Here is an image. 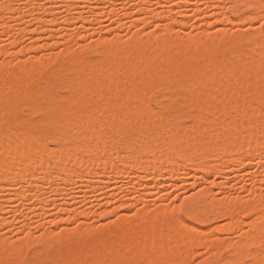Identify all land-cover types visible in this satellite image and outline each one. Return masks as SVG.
<instances>
[{
    "label": "rangeland",
    "instance_id": "rangeland-1",
    "mask_svg": "<svg viewBox=\"0 0 264 264\" xmlns=\"http://www.w3.org/2000/svg\"><path fill=\"white\" fill-rule=\"evenodd\" d=\"M210 1L0 0V50L2 51H0V64H10H8L9 67L7 65V67L9 68V71L6 72L7 74L5 73L4 75H0V84L4 83V87H7V85L10 84V80H12V76L14 75L10 74L11 71L13 72L14 68L16 70V68L22 65L23 62L29 63L28 61L32 62V60H41L43 61V63H45L44 66L46 68L44 67L40 71L36 72L31 78L34 80L30 79L31 82L22 86L23 88L20 91H22L23 94L20 93L19 97L21 99L29 92V90H31L30 88H33L37 92V95L35 96L36 98H34V100L32 101L34 105H39L37 104L39 99H41L43 94H45L47 91L52 92L53 90L52 95H54L56 98L55 102L46 105L44 104L45 107L43 106V104H40L39 106L41 107H35L36 109H34V106L32 105V107H29V105L25 106V104H18L16 107H13V109L9 107H2L0 109V115L5 119V122L3 119L5 126H7L8 128H16L18 121L21 118H27L30 122L35 124L45 122L49 119L48 117L50 114L47 113L48 111L43 112V110L41 109L48 108L51 110V108L54 107L55 104H58V100L68 101L69 98V101L73 102L79 95L81 89L80 87L78 89H74L70 86L71 82L69 80L72 79L71 81H73L75 75L69 69V66L74 61V58H77L79 52V56L85 54V57L89 61H98V59L100 60L102 58V54L99 53L98 47L96 45L99 43L98 40L102 41L101 39L104 38L108 40V44H114L112 45V48H114V46L117 45V42L121 43L123 41L122 43L125 44L126 42L131 41V39H134V37H142L141 39H143L144 41L148 39L146 42L150 41V43H152L153 41L152 45H156V40L159 38L158 36L160 34L162 35V33H166L169 36L170 40H175L177 44V41H179L180 43V41H182L184 38L190 39L191 37L193 38L194 36H198L199 34H206L203 33L204 30L211 36L214 35L215 37L216 35L215 38H217V36H220V34L222 35L223 31L224 33H226L227 31V33H229L231 37H234L235 35L237 36L239 34V37L235 36V39L232 38V41H235L236 38H239V43L240 45H242L241 47L244 50V48L248 46L247 40L249 39L250 34H253L255 32L257 34V32H259V35L257 34V37L256 34H253L255 40L257 39V41H255L254 43L255 46H257L256 43L259 44L261 37L264 35V29H261L260 27V25L264 23V15H260L259 11H255L253 6H246V4H244L240 0ZM3 5L7 6V8H3L4 10L2 9ZM162 12L166 13H164L163 16H160ZM258 13L259 15H257ZM251 15H255V17L253 19H250L249 16ZM169 25H172L171 30H167V27ZM241 33H243V35H241ZM240 36H242L243 38ZM96 42L97 44H95ZM171 42L174 45V41ZM216 43H218V39H216L215 43L213 44ZM89 45H92V49L91 47L89 48ZM87 46L89 50L91 49L89 52L87 51ZM69 48L71 49V51ZM4 50H6L5 52L8 51V53H5ZM84 51H86L87 54L84 53ZM167 51L169 52L170 50ZM243 59H245V56L243 57ZM71 60L72 62H70ZM162 63L160 64L161 68H159L158 73H161L162 75L164 74L165 77H168L170 75L166 74V71H170L172 69V73L169 71L168 73H171V75L179 74V72L175 71V69L177 68L176 63L169 62V65L168 62H164L163 64ZM170 67L171 69H169ZM58 69H64L61 74H56L59 78H61L60 81L59 78L52 73V71L54 72ZM44 70L46 72H44ZM225 73L227 74V71L222 72L223 75H225ZM43 78L44 81L42 82ZM222 79L221 80L223 81V83L227 82L226 78L224 79V76ZM28 84L31 85V87ZM2 86L3 84H1L0 87ZM113 86L115 87V89ZM113 86L111 85L109 88L112 91L108 89L109 93H113L115 90L117 91L116 86L114 84ZM12 89H8V92H12H10V95H13L14 88ZM204 91L199 90V93L196 96L192 97L191 100H189L190 102L192 101L190 104L188 100H184L182 98L183 92L180 89H151L147 94V96L149 97L148 99L145 97V100L147 101L146 103H144L145 106L147 105L145 108L149 112L146 110V112L141 113L144 114L142 117L144 119H148V116H151L153 118L155 116V119L158 118L157 120L154 119V122L156 121V125L165 123V120L167 119L166 122H168V126L171 125L178 127L177 129L182 128L183 126L185 127H183V129L188 128L187 130L191 131L190 136L192 135L187 139V143L189 145L193 143L196 137H203L206 140H210L213 134L217 131L216 125L219 126V122L212 124L214 125L212 127L214 131L212 132H200V130L195 127L197 124V119L194 118V112L195 115L199 113L196 110V107H198L199 104L203 103V99L206 95V90ZM76 92L77 94H73ZM115 93H113V95L111 94L113 97L110 100L112 101L113 105L117 106L119 104L120 108L124 107L123 109L126 110V108H129L130 106L132 107L136 103L137 105L141 104V102L139 104L138 101L136 103L134 101L131 102L132 100L130 99H127L130 101L123 99L125 104L123 102L121 103V99L116 97L114 98ZM95 96H93L90 105L92 104L93 106L91 105V107L95 106L94 108H97L98 110L102 100H100L97 96L95 98ZM217 96H221V93L217 94ZM219 98H217V100ZM93 99L96 100L94 101ZM242 99L243 98L239 99L240 106H242V104H245L246 102V100ZM127 102L128 104H126ZM148 104L150 105L148 106ZM21 105L24 106L21 107ZM192 105L194 108L192 107ZM148 107L151 110H149ZM32 108L34 109V112L32 111ZM225 109L224 110L227 112L230 111L229 106ZM152 110H155L153 111L154 113H156L155 115L154 113L152 114ZM2 111H4V113H2ZM147 112L150 115L147 116ZM80 114L81 113H78L77 116L80 117V119L84 118V116ZM99 114L100 113L95 114V121H99L101 127L97 126L98 123L94 122V125L92 124L93 126L91 127L93 128L96 125V128H93V130L89 127V130L92 129L91 131L87 130L88 127L84 128L82 121L81 125H77L78 129L75 126H69V130L68 126L62 128L60 127V121L62 122L64 119L63 114L54 117L57 119V126L60 128L55 126L58 129L54 127L49 131V137L46 140L49 147L52 146V151L50 149L49 156L45 155L42 159L40 158V160H37L35 159L37 158V150H35L36 154L34 152L35 155H32V162H30V165H23L26 168L25 171L27 172L25 173V171H23L24 177L26 178L27 176L25 180L24 178H21V181L23 182H21L20 179H11L14 181L8 179L10 182H7V180H4V183L3 181L2 183L0 182V240H3V242L5 241V243L7 242L6 240H11L14 242H18L21 239L27 238L29 240H32H30V244L27 243V247L25 246V249L22 250L23 253H20L18 257H14L15 264H27L28 260L29 263L31 261L30 264H32V262L33 264H57L58 262L52 259L54 249L50 246H47L43 240L45 238V234L49 231H52V233L54 232L53 235L56 237H61L63 235L68 236L67 239L60 243L61 247L72 246L71 248H75L79 243L92 241L99 235V233L100 235L108 237L112 235L111 233L114 234L123 232L124 229L128 227L129 222L132 223L138 221L139 215L145 211L147 212L148 217H151V215L153 214H158L160 211H164L165 214L161 218H163V220H165L166 222H184L193 227V229L191 230L183 231L181 235L186 248L189 247V249H187L188 252L186 256L187 264H202V262H206V264H248L249 259L254 257L253 255H255L258 250L257 246L255 245H251L249 250L247 251V253H249H246L245 255H243V257L241 256L240 258L234 255L230 247H223L221 249H217V251L215 248L216 244L219 241L238 243L242 239L250 240L251 232L255 228L253 222L247 216L243 215V212L239 214L241 216V220L237 219L240 217L237 213L234 214L236 220L234 219L233 215L221 217L219 216L217 217L218 219H214V209L212 206L215 203L211 202H219L220 200V203H229L228 205H230V201L234 199V203L240 201V203L251 204L254 201H259L260 196L264 197V148L261 147V152H258L260 148L257 150V152L252 151L254 152L252 153L253 155L250 152L249 154L251 156L249 155V158L247 157L248 154L246 153L247 155L245 154L244 156L246 157V159H244L242 155V161L245 160L244 163L239 162L238 156V161H234L239 164H236L234 161H230L226 163L227 166L223 165L211 168V165L216 164V161L218 160L215 153H209L205 161H202L199 166L197 164L196 167V165H191V161H189V163H191L189 164L188 161L184 160L185 156H188L189 153L192 152L190 146H186L185 144V146L180 149L181 151H172L168 154V158H170L171 155V158L169 159L171 165L169 167L173 166L175 168H178V166L173 165V160H177L174 163H179L177 165L180 166V168L176 170L172 167V169L175 171L171 174L169 173V171H173H171V168L169 170V167H167L168 170L166 169V172L162 169V166L160 168L162 170H160L158 167L160 164L158 160L166 155L165 152L167 150L165 151V148L169 149V144L166 143L168 141L162 139L166 136L164 134H171L168 130H166L167 125L166 127L162 126V128H159L158 126L156 128L158 130V132L156 130V134L157 137L159 134V139H157L159 143L156 142V144H160L161 146H159L158 148L162 151H165L163 155H160V153L162 152L158 149V151L155 150V154L157 155H155L156 159L154 158V165L152 163L153 159L150 158V160L152 159L151 162L147 160L149 164L146 162V160H144V163L138 162L134 163V165L133 163H131L126 167L122 164L124 160L120 159L121 163L119 162V157H121L122 155L123 159H127L128 155L131 156L134 152L132 151L134 150L132 145H129V148V146H127L122 141V133L124 130H122V128H125L129 123L128 118L124 117L126 119L125 124V119L120 113L119 118L122 119L120 121L122 123H118V114H116V117H114L115 120L113 119V122H116L112 124L111 120L114 115L112 117L109 116L108 118L105 115ZM17 116L19 117V119ZM160 116L161 119L159 118ZM102 117L103 120H99ZM105 117V121H107L106 123L104 121ZM174 119L178 120L175 121ZM253 120H251L252 125L255 127L258 126L257 121L259 120V118H253ZM9 121H13L12 124L9 123ZM103 124H105V126H103ZM81 127H83V130ZM115 127H119L116 130L117 132H115ZM260 129V131H262L264 128L261 126ZM249 130L250 129L245 130L246 132L243 136L250 135L252 132ZM118 131H120L119 135L116 134L118 133ZM137 131L138 129H135L131 132V134H133V136H137L139 134V131ZM89 132H92L94 134L96 132V136L101 138L100 140L103 141H101V145L100 143H98V149H96V152H94V154H87L85 149L83 150L85 144L84 140H86L88 135H90ZM97 132L99 135L97 134ZM86 133L87 136L85 135ZM70 134L80 142L85 137V139L82 140L84 142L83 145V142L80 143L78 141V149H80L82 153L79 150L76 151L78 153L80 152L82 157L76 152H72V154L68 153L69 155L66 154V148H68V146L64 148V145H67V143H69V141L66 140L72 137ZM247 136L245 138H247ZM113 137L114 139H117V143L115 144V148H117V150L114 148L113 150H110L112 144H110V142H112L111 140ZM95 139L96 138H94V140H92L91 142L97 144V139L96 141ZM104 139H107L109 142H105ZM51 141L52 143H50ZM17 142L18 144L20 143V141ZM104 142L107 149L103 147ZM166 144L167 146H165ZM56 146L61 147L58 148ZM156 146L155 149H157ZM82 150L86 153H83ZM129 150L130 152H132L130 153ZM77 154L79 155V157H75V155L77 156ZM126 154L127 157L125 156ZM211 154L216 161L212 158ZM209 156L211 157L208 158ZM71 157L74 159L81 158V162L83 161L82 164L80 163L79 167L77 166L76 168L71 167L70 164H72V162L70 160H74L71 159ZM185 161L187 163H185ZM90 162H98L97 164L102 166V168H100V166L98 165L99 170L97 169L95 171H91L88 168ZM180 162H183V165L180 164ZM203 162L207 163V165H205ZM54 164L57 166L60 164V166L57 168L54 167ZM115 165L121 167L124 166L123 171H119L120 173L117 172L116 174H111V170ZM139 165H145V168H147L146 172H148V174L144 173L143 176V172L145 171H142V169L141 171H137V169L140 168ZM187 165L195 167V170L193 167V169L189 167L190 169L188 168L187 170ZM158 169L161 171L163 176H161V173L157 174ZM52 172L54 173L53 175H55V178L51 176V181L54 179L51 182L49 180H46L49 178H46L45 176L47 175L48 177V174L50 176ZM140 172H142V175L140 174ZM167 173H169L170 175ZM205 173H207L209 176H205ZM43 177H45L46 179H43ZM28 179L32 182V184L28 183ZM24 181L27 182V185H30L31 187L24 185L26 184ZM26 186L28 187L27 190H25V188H27ZM37 189L38 194L41 192L40 195L36 193ZM22 191L23 195L21 194ZM205 193H208V198ZM19 194L22 196H20ZM36 194L38 196H36ZM198 194H200L199 197ZM196 195L197 198L195 197ZM200 197H202L203 202H201V204H195L194 202L196 201V199ZM205 200H209V202ZM224 200H226L227 203ZM185 201H187V204L190 207L195 208V212L193 213V215H195L196 219L191 220L187 216L182 217L179 211L173 212V209H178L179 205L181 203H185ZM233 201L231 205L234 204ZM123 217L124 220L122 221ZM237 220L240 222H238ZM145 224L146 221H139L137 223L140 229L144 227ZM154 224L157 225L158 222L155 221ZM236 225L239 226L237 227ZM79 226H81L80 229L83 226L87 228L88 233H86L85 236L81 237L74 234L75 230ZM1 242L2 241H0V243ZM7 249L8 248L3 249L6 250L4 251L5 253L7 252ZM173 250L177 251L178 249L174 248ZM7 253H9V251ZM110 253L112 254H110L109 256L114 255V250ZM251 253H253V255ZM155 254V251H148L146 256L154 257ZM226 258L229 260H227ZM17 259H19L20 262H18ZM230 260L232 261L230 262Z\"/></svg>",
    "mask_w": 264,
    "mask_h": 264
},
{
    "label": "bare ground",
    "instance_id": "bare-ground-1",
    "mask_svg": "<svg viewBox=\"0 0 264 264\" xmlns=\"http://www.w3.org/2000/svg\"><path fill=\"white\" fill-rule=\"evenodd\" d=\"M240 1L243 2L244 4H246V6H249V7L253 6L255 11L258 10L260 15H264V11H262V7H264V0H240ZM3 8H7V6L3 5L2 9ZM164 13H166V12H162V14H160V16L161 15L163 16ZM259 13L257 15H259ZM254 17H255V15L249 16L250 19H253ZM172 25L171 26L169 25L167 27V30H171ZM167 30H164V31H167ZM220 32H222V31H220ZM203 33H206V34H201V35L199 34L198 36H194L193 38L191 37L190 39L184 38L182 40L184 42L180 41V43H179V41H177V44H176L175 40H170L169 36L166 33H162V35L160 34L158 36L159 38L157 37L158 38L157 40H159V41H157L155 39L156 45H152L153 41H152V43H150V41L146 42L148 39H146V41H144L143 39H141L142 37L141 38L134 37V39H131V41H128L125 44L122 43L123 41L121 43L117 42V45L115 43L116 46H114V48H112V45H114V44H112V45L108 44L109 43L108 40L104 38V39H101L102 41L98 40V42H99L98 44H97V42L95 43V44H97L96 46L98 47L99 53L102 54V58L100 60L98 59V61H92V60L89 61L85 57V54H84V53H86V51H84V53H83L84 55H80V56H79V54H80V52H79L77 58H74L73 62L71 60L70 62H72V63L70 64V66L68 65L69 69L75 75L73 81H71L72 79L69 80L71 82L70 86L74 89H78L79 87L81 89L79 95L76 97V99L73 102H70L69 98H68V101L67 100H58V104L57 105L55 104V106L52 107L51 110L48 108L41 109V110H43V112L48 111L47 113L50 114L48 117L49 119L47 118L48 120H46L45 122H42V123L35 124V123L30 122L29 119H27V118H24V119L21 118L18 121L16 128H12V127L8 128L7 126H5V124H4L5 119L0 115V182L2 183V181H3V183H4V180H7V182H10L9 180H11V179H20V181H21L23 178L25 180L27 178V176L25 175L26 178L24 177L23 171H25L26 168L23 165H30V162H32V155L36 154L35 150H37V158H35L37 160H40V158L42 159L43 156H45V155L49 156L50 149L52 146L49 147L46 140L49 137L50 129H53L55 126L58 125L57 121H56L57 119L54 117H57V116L62 115V114H63L64 119L62 122L60 121V123H61L60 127L65 128L66 126H68V130H69V126L77 127L78 124L81 125V121H82L84 128L88 127L87 130H89V127L92 128L91 126L94 125L93 124L94 122L98 123L97 126H100L99 121L98 122L95 121V114L100 113L102 115L107 116L108 118H109V116L112 117L114 115L112 117V120H111L112 124H114L116 122V121L113 122L115 120L114 117H116L115 116L116 114H118L117 115L118 123L122 120L119 118V114L121 113L123 118L125 117V118H128V120H129V123L127 124V126L125 128L124 127L122 128V130L124 129L123 133H122V141L127 146L132 145V147L134 148V150H132V151H134V152L131 156L128 155V157H127V154H128L127 153L125 155L127 157V159L126 158L123 159L122 155H121V157H119V162L121 161L120 159L124 160L122 162V164L127 167L131 163H133V165H134V163H138V162L144 163V160H146V162H147V160L151 162L153 159L152 163L154 165V163H155L154 160L156 159L155 155H157V154H155V150L158 151V149H159L158 147L161 146L160 144L158 145L159 142L157 141V139H159L158 138L159 134L157 137L156 133L158 132V130L156 128L158 126H159V128H162V126L166 127V125L168 124V122H166V120H167L166 119L165 123H162V121H161V123H162L161 125H156V121L154 122V119L156 117L154 116V118H153L151 116H148L150 114L148 113L149 111L145 108L147 105L146 106L144 105V103H146V101H147V100H145V97L148 99V97H149V96H147L148 92L154 88L180 89L183 92L182 98L184 100H188V102L190 104L192 101L190 102L189 100H191L192 97L196 96L199 93V90H203V91L206 90V93H205L206 95L204 94L205 97L203 99V103L199 104L198 107H196L194 105L197 108V109L196 108L195 109L199 112L196 115L194 112V116H195L194 118L197 119V121H196L197 124L195 127H197L198 130H200V132H212V131H214L212 128L214 125H212V124L219 122V126L216 125L217 131L213 134L211 139L209 138L210 140H206L203 137H196L195 139L193 138L194 141L190 145L187 143V139L189 138L190 133H191L190 130H187L188 128L183 129L184 126L182 125L183 126L182 128L177 129L178 127L167 125L166 130H168L171 134H169V133L164 134L166 136L162 140L168 141L166 143L169 144V149L165 148V151L167 150L166 152L159 149L162 152V153H160V155L161 154L163 155L164 152L166 153V155L164 157H161L159 160L157 158V160L159 161L160 164H159V166L157 164L156 165L159 167V169L162 166L163 167L162 169L166 171L167 167H169L171 165V162L169 160L171 158V155H170V158H168L169 152L179 151L180 149H182L185 146V144H186V146L187 145L190 146V148L192 149V152L189 153L188 156H185L184 160L188 161V163H189V161H191L192 164L191 163H189V164L196 165V167H197V164L199 166V164L202 163V161H205V159L207 158V155L211 152L215 153V155H217V159H218L216 161L211 154L212 158L216 161V164L211 165V168L212 167L215 168V167H219V166H223V165L227 166L226 163H228L230 161L231 162L234 160L238 161V159H237L238 156H239L238 157L239 162L244 163L245 162L244 159H246V157H244V156L246 153L248 154V155L246 154L248 157L250 155L249 154L250 152H251V154L254 153L255 151L257 152V150L259 148L260 149L258 152H261V150H262L261 147L264 148L263 147L264 146V129L262 131H260L261 126L264 128V74H262L260 70H261V67L264 66V35L262 36V32H261V36H262L261 40H260L259 44L256 43L257 46H255L254 43H255V41H257V39L255 40L253 34H256V32L253 34L251 33L249 39L248 40L246 39L248 41V46L246 48H244V50H243L241 47L242 45H240V43H239L240 42L239 38H236L235 41H232V38L235 39L234 37L236 35L234 37H231V35L229 33H227V31H226V33H224V31H223L222 35L219 33L221 38H220V36H217V38H215L216 35H215V37H214V35L211 36L209 33L205 32V30L203 31ZM249 33H248V35H249ZM258 33L259 32H257V34ZM257 34H256V37H257ZM241 35H243V33H241ZM244 35H245V33H244ZM237 36L239 37V34ZM246 36H247V34H246ZM240 37H242V36H240ZM185 39H186V41H185ZM216 39H218V43L213 44V43H215ZM206 40H208V41H206ZM237 40H239V41H237ZM171 41H174V45ZM243 42H244V40H243ZM91 46L89 45V48ZM93 47H94V45H93ZM89 48L87 46L88 52L92 49V47L90 50H89ZM137 48H138V50H137ZM68 50H67V52H68ZM167 50H170V51L168 52ZM5 51L6 50H4V52ZM70 51H71V49H70ZM1 52H0V54H1ZM5 53H8V51ZM243 55L245 56V59H243V57H244ZM99 57H101V56H99ZM246 57H247V59H246ZM28 62L29 63L23 62V64L20 65L19 67H17L16 70L14 68L13 69L14 71L13 72L11 71L10 74H12V75L14 74V75L12 76V80L9 79L10 84L7 85V87H4L5 84L1 83V84H3V86L0 87V109L2 107L3 108L9 107V108L13 109V107H16L18 104H25V106L29 105V107L32 105V106H34V109H36V108L41 107V106H39L40 104H43V106H44V104L46 105V104H50V103L55 102L56 98L54 95H52V92H53V90H52V92L51 91H47V92L45 91L46 93L43 94V96L41 95L42 98L39 99V101L37 103L39 105L38 106L34 105L32 101L34 100V98H36L35 96L37 95V92L33 88H30L31 90H29L28 93L26 92L27 94L20 99L19 94L22 93V91H20L23 88L22 86L24 84L31 82V80H34V79H31L33 77V75L45 67L44 66L45 63H43V61H41V60H36V61L32 60V62H30V61H28ZM162 62L163 63L168 62V65H169V62L170 63L171 62L176 63L177 68L175 69V71L179 72V74L178 75H175V74L171 75V73L173 71L171 69V67L169 68L171 70L170 71L168 70L171 73H168V71H166V74L170 75L168 77H165L164 74L162 75L161 73H158L159 68H161L160 64ZM8 64L9 63L0 64V75H4L7 71H9L8 67L10 64L9 65ZM7 65H8V67H7ZM173 65H175V64H173ZM62 71H64V69H58V70H55L54 72L52 71V73H53V75H56V74H61ZM223 71H227V74L225 73V75H223L224 74V73L222 74ZM44 72H46V71L44 70ZM15 73H17V74H15ZM164 73H165V70H164ZM222 75L224 76V79L226 78V80H227L226 83H223V81H222L223 76ZM60 79L61 78H59V81H60ZM43 81H44V78L42 79V82ZM1 84H0V86H1ZM113 84L116 86V89H117V91L115 90L116 93H115V91L113 92V93H115L114 98L116 97V98L121 99L122 100V101L120 100L121 103L122 102L124 103L123 99H126V100L130 99V100H132L131 102L134 101L136 103L138 101L139 104H140V102H141V104L137 105V103L136 104L134 103L135 104L134 106H132V107L130 106L129 108H126V110L123 109L124 107L120 108L118 102H117V104H118L117 106L113 105L112 101L110 100L113 97L112 96L113 93L110 92L112 94L111 95L108 92V89L110 88L111 85L113 86ZM29 86L31 87V85H29ZM41 87H42V85H41ZM12 88H14V92H13V95H10L12 92L11 91H10L11 93L8 92V89H12ZM114 89H115V87H114ZM109 90H111V89H109ZM174 92H175V90H174ZM220 93H221V96H217V94H220ZM73 94H77V92L73 93ZM161 94H163V93H161ZM95 95L100 100H102V102L100 101L102 103V105L100 103L101 106L99 105L98 110H97V108L96 109L94 108L95 106L91 107L92 104L90 105L91 100H92L93 96H95ZM96 96H95V98H96ZM56 97H57V94H56ZM162 98H164V97H162ZM217 98H219V99L217 100ZM240 98H243L244 100H246V102L244 101L245 104H242V106L239 105V103H240L239 99ZM200 99H201V97H200ZM130 100H127V101H130ZM144 100H145V102H144ZM174 100H176V99H174ZM71 101H72V99H71ZM110 101H111V103H110ZM148 103H150V102H148ZM185 103H186V101H185ZM126 104H128V102ZM149 105L150 104H148V106ZM22 106H24V105H21V107ZM228 106L230 108L229 112L225 111L226 110L225 108ZM19 107H20V105H19ZM151 107H154V106H151ZM192 107H193V105H192ZM34 109L32 110L33 112H34ZM123 110H125V111H123ZM146 110L148 111L147 112V116L149 117V118L147 117L148 119H144L142 117L144 114H141L143 112H146ZM149 110H151V109L149 108ZM17 111H18V109H17ZM153 111H155V110H152V114L154 113ZM23 112H25V111H23ZM29 112H30V110H29ZM2 113H4V111H2ZM47 113H46V115H47ZM78 113H81L84 116V118L80 119V117L77 116ZM155 114L156 113H154V115ZM161 115H162V113H161ZM122 116H121V118H122ZM165 116H167V115H165ZM171 116H172V114H171ZM17 117H15V118H17ZM181 117H182V115H181ZM98 118H99V116H98ZM98 118H96V119H98ZM159 118L161 119V116ZM253 118H259V120L257 121L258 126H256V127L253 126L251 123V120H253ZM3 119H4V122H3ZM18 119H19V117H18ZM61 119H62V117H61ZM101 119L103 120V117L100 118L99 120H101ZM157 119H155V120H157ZM105 120H106V117H105L104 121ZM176 120H178V119H176ZM175 121H173V122H175ZM12 122L9 121V123H11V124H12ZM106 122L107 121H105V123ZM125 122H126V119L124 120V123ZM120 123H122V122H120ZM159 123H160V121H159ZM125 124H124V126H125ZM103 126H105V124H103ZM106 126H107V124H106ZM114 126H116V125H114ZM176 126H178V125H176ZM60 127H58V128H60ZM58 128H56V129H58ZM81 128L83 130V127H81ZM93 128L95 129L96 125ZM118 128L119 127H117L115 129V132H117L116 130ZM56 129H55V132H56ZM77 129H78V127H77ZM135 129L136 130L138 129V131H139V134L137 136H135V135L133 136V134H131V132ZM247 129H250L249 131L252 132L251 133L252 135L251 134L248 135L249 137L246 135L247 138H245L246 136H243V135L246 132L245 130H247ZM91 130H89V131H91ZM156 130H157V132H156ZM84 131H86V130H84ZM97 131H98V129H97ZM119 132L120 131H118V133H116V134L119 135ZM89 133H90V135H88L86 140H84L85 137L82 139V140H84L85 144L82 140H81V142H83L82 143V145L84 144L83 150L85 149L87 154H94V152H96V149H98V143H100V145H101L102 140H100L101 138L96 136V132H95V134L92 132H89ZM97 134H98V132H97ZM85 135L87 136V133ZM77 137H78V135H77ZM114 137L111 140L112 142H110V144L112 143L110 150H113V148L117 150V148H115L116 147L115 144L117 143V139H114ZM118 137H116V138H118ZM94 138L97 139V144H95L94 142H91L92 140H94ZM105 138H106V136H105ZM96 139H95V141H96ZM193 139H191V140H193ZM17 141H20V143L18 144ZM66 141H69V143H67V145L63 144L65 146L64 148H66V146H68V148H66L67 149L66 154H68V153L72 154V152H76L77 150L80 151V149H78L79 148L78 144L80 141L77 140L75 137L72 136L71 138H69ZM104 141L106 142L108 140L104 139ZM105 142H104V145L102 144L104 148H106ZM156 142H158V143L156 144ZM189 142H190V140H189ZM50 143H52V141ZM156 145H158V146H156ZM58 146H56V147H58ZM155 146L157 149H155ZM165 146H167V144ZM60 147H58V148H60ZM62 148H63V146H62ZM129 148H130V146H129ZM51 151H52V149H51ZM85 151H83V153H86ZM252 151H254V152H252ZM34 152H35V154H34ZM80 152L79 153L76 152V153L81 155L82 152L81 153ZM129 152H130V150H129ZM76 153H74V154H76ZM78 154H77V156L75 155V157H79ZM182 155H183V153H182ZM242 155L244 157V159H243L244 161H242V158H243V157H241ZM53 156H54V153H53ZM158 156H159V154H158ZM211 156H209L208 158H210ZM81 157H82V155H81ZM150 158H152V159L150 160ZM172 158H174V157H172ZM71 159H74V158L71 157ZM80 159L75 158L73 161L70 160L72 162V164H70L71 167H74V168H76L77 166L79 167L80 163L82 164V162H83V161L81 162ZM179 159H181V158H179ZM240 159H241V161H240ZM176 161L173 160V165L178 166V168H180V166L177 165L179 163H176V164L174 163ZM186 161H185V163H187ZM97 163L98 162H96V163L90 162L89 163L90 165L87 163L89 165V167H88L89 170H91V171L97 170L99 168L98 167L99 164H97ZM147 163L149 164V162H147ZM180 164L183 165V162L182 163L180 162ZM204 164L207 165V163H204ZM236 164H239V163H236ZM59 166H60V164L58 166L55 165L54 167L58 168ZM124 166L121 167V166L115 165L111 170V174H116L119 171L122 172L124 169ZM142 166L145 168V165H142ZM142 166L139 165L140 168H138L139 170L137 169V171H141V169H142V171H145V172H143V176H144V173L148 174V172H146L147 168L144 169ZM187 166H186V168L188 170V168L191 166H188V167ZM119 167H121L122 170ZM172 167H169L168 169L170 170V168H171V171L173 169H175V170L178 169L177 167L176 168L173 167V169H172ZM184 167H185V165H184ZM192 167H191V169L194 168V170H195V167H193V168ZM100 168H102V166H100ZM159 169L157 171L158 172L157 174L161 173L160 170H162V169H160V170ZM175 170H173L172 172L169 171V173L172 174ZM166 172H164V173H166ZM196 172H197V170H196ZM205 172H207V171H205ZM25 173H27V172L25 171ZM141 173L142 172H140V174ZM169 173H167V174H169ZM53 174L54 173L52 172V174H50V176H49V174H48V177H47V175L45 176L46 178H49V179H46L45 177H43V179L51 181V179H50L51 176H53V177L55 176ZM206 174L207 173H205V176H209L208 174L207 175ZM161 176H163V174ZM11 181H14V180H11ZM21 182H23V181H21ZM1 183H0V186H1ZM25 183L26 184H24V183L23 184L24 185H27L28 183L32 184V182L29 179H28V183L27 182H25ZM27 186H30V185H27ZM27 189H28V187L25 188V190H27ZM23 191L21 192L22 195H23ZM36 193L38 194V189L36 190ZM40 193L38 195H40ZM34 194H35V192H34ZM37 194H36V196H38ZM200 194H198V197ZM202 194H204V193H202ZM22 195H20V196H22ZM195 197L197 198V195ZM208 197H209V195H207V198ZM260 198H261V196L259 197V201H260ZM191 200H192V198H191ZM205 201L209 202V200H205ZM224 201H226V200H224ZM232 201H230L231 202L230 205H228L229 203L228 204H225L222 202L220 203V200H219V202L217 201L218 203L216 201L211 202V203H215L212 206L214 209L213 218L215 219L219 216L221 217V216H228V215L234 216V214H236V213L239 215L241 212H243V209L245 207L250 206V204L240 203V201L237 203H234V201H233L234 204L231 205ZM259 201L257 200L256 202L254 201L253 203L258 204ZM201 202H203L202 197L196 199V201L194 203L195 204H199V203L201 204ZM226 203H227V201H226ZM123 206H124V204H123ZM208 208H209V206H208ZM239 209H242V210H239ZM201 213H202V211H201ZM205 213H206V211H205ZM164 214H165L164 211H160L158 214H153V215H151V217H148L147 212L145 211L139 215L138 221H135L132 223L129 222L128 227L126 229H124L123 232L114 233V234L111 233L112 235H110L108 237L100 235V233H99V235L95 239H93L92 241H90V242L87 241L86 243H79V244H77V246L75 248H71L72 246L71 247L70 246L69 247H65V246L61 247L60 243H62L65 239H67L68 236L63 235L61 237H56L53 235L54 232L52 233V231H49L48 233H46L45 238L44 239L42 238V239L44 240V242L46 243L47 246H50L51 248L54 249L53 254H52L53 255L52 259L55 260L56 262L60 263V264H82V262H84V261L111 260V259L120 258L122 255H128V254H131L132 256L139 258V259H143V260H149V261H154V262L159 261L160 264H187V260H186L187 257L186 256H187V252H188L187 249H189V247L186 248L185 243L183 242V239L181 238V235H182L183 231L191 230V229H193V227L191 225H188L187 223H184V222L183 223L177 222V221L166 222L165 220H163V218H161L162 216H164ZM235 218L236 217L234 216V219ZM240 218H241V216L237 219H240ZM229 219H230V217H229ZM123 220H124V217L122 218V221ZM139 221H141V222L146 221L145 226L142 227L141 229L137 225V223ZM155 221L158 222L157 225L154 224ZM178 221H182V220H178ZM238 222H240V221H238ZM236 226L238 227L239 225H236ZM80 227L81 226L78 227L79 229L77 228L75 230L74 234L81 236V237L85 236V234L88 233L87 228L85 226H83L80 229ZM194 229H195V227H194ZM43 237H44V235H43ZM30 240L28 238L27 239H21L18 242L6 240L7 241L6 243H5V241L3 242V240H0L3 242V243L2 242L0 243V264H15V262H14L15 258L14 257H18V255L20 253H23L22 250L25 249V246L27 247V243L30 244L29 243ZM251 245L257 246V248H258L257 252L256 253L253 252V253H255V255H253V253H251V254L255 258L258 259L259 254L262 251H264V232H261V230L259 229L258 226H255V228L252 230L250 240L242 239L238 243H231V242H224V241L220 242L219 241L216 244L215 249L217 251V249H221L223 247H230L232 249L234 255L236 257L240 258L241 256L243 257V255H245L247 253V251L249 250ZM6 248H8L7 252L9 251V253L4 252L6 250H3V249H6ZM174 248H177L178 250L175 251V250H173ZM212 248H213V246H212ZM113 250H114V255L109 256L110 254H112L110 252H112ZM50 251H51V249H50ZM148 251H155V253H156L155 256L154 257H147L146 254ZM228 252H230V251H228ZM188 257H189V254H188ZM19 259H17L18 262H20ZM227 260H229V259H227ZM231 261L232 260H230V262ZM23 262H24V259H23ZM28 263H29V260H28ZM30 263H31V261H30ZM32 264H33V262H32Z\"/></svg>",
    "mask_w": 264,
    "mask_h": 264
},
{
    "label": "snow or ice",
    "instance_id": "snow-or-ice-1",
    "mask_svg": "<svg viewBox=\"0 0 264 264\" xmlns=\"http://www.w3.org/2000/svg\"><path fill=\"white\" fill-rule=\"evenodd\" d=\"M262 11H264V7H262ZM261 29H264V23L260 25ZM261 73L264 74V66L261 67ZM179 211L181 216H187L191 220L196 219L193 213L195 212L194 207H190L185 203H181L178 209H173V212ZM243 215L247 216L254 224V226H258L261 232H264V197L260 198L259 203H252L249 207H245L243 209ZM227 251V249H226ZM82 264H160L159 261H149L136 258L131 254L122 255L120 258L111 259V260H101V261H84ZM202 264H206V262H202ZM248 264H264V251L259 254V258L252 257L249 259Z\"/></svg>",
    "mask_w": 264,
    "mask_h": 264
}]
</instances>
